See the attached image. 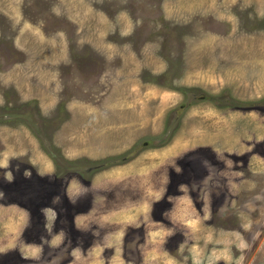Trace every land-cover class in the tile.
<instances>
[{"label": "rangeland", "instance_id": "374dc122", "mask_svg": "<svg viewBox=\"0 0 264 264\" xmlns=\"http://www.w3.org/2000/svg\"><path fill=\"white\" fill-rule=\"evenodd\" d=\"M140 1L0 0V60L12 43L15 61L26 54L7 73L0 64V108H14L0 115H15L0 120V264H40L44 230L60 231L48 244L58 248L72 217L82 234L107 219L109 185L133 189L143 161L156 163L139 141L157 135L159 165L204 145L221 158L249 154L242 176L256 180L237 214L210 204L222 221L204 245L160 264H264V0ZM118 197L135 203V191ZM130 211L120 219H139ZM197 226L184 225L190 238ZM112 240L55 263L105 264Z\"/></svg>", "mask_w": 264, "mask_h": 264}, {"label": "flooded vegetation", "instance_id": "af4514ba", "mask_svg": "<svg viewBox=\"0 0 264 264\" xmlns=\"http://www.w3.org/2000/svg\"><path fill=\"white\" fill-rule=\"evenodd\" d=\"M143 1L151 2L150 0H141L140 3ZM155 17L156 15H153V13L148 15L150 20ZM10 52L11 54L6 58L8 59L7 62L0 60V64L7 68L5 72V67L1 68L4 73L9 72L17 62L24 60L26 55L18 51L17 53L21 56V59L15 61L13 43ZM196 99L213 102L211 97L201 96ZM34 105L30 103L24 107L30 109L28 111H32L37 108ZM13 109L0 108V112ZM15 110L19 109L16 108ZM32 113L31 116L37 115L35 112ZM10 117H15V115H10L7 112L0 115V120L8 121L11 119ZM36 124L38 125V122ZM151 137V140L139 141L141 146L144 144L146 147L144 152L151 154L156 161L155 166H149L147 161H143L146 166L145 169L148 170L139 172L140 175L150 181L149 190H146V188L135 189L138 194V201L130 213L134 211L136 218L139 219H134L135 221L123 220L120 217L126 216L125 212L119 210L114 213L107 210V219L98 220V225H95L94 222L91 223V228L85 234H82L75 227L72 217L68 223L71 224V232L74 235L64 228L67 238H72L70 243H66L67 245L58 244V248L48 246L60 231L44 230L45 247L41 245L40 241L33 240L37 241L43 250L40 256V264H53L57 257L63 255L71 258V253L78 249H82L83 253L87 254L95 247L98 239H108L110 237H117L118 245H115V241L112 240L110 245L103 247L105 264H110L108 259L112 258L120 259V264H160L162 259L174 257L172 253L177 247L179 249V246L191 245L192 247L194 240L198 242V246L204 245L206 240L204 237L207 235V229L210 228L209 225H216L222 221L216 215L213 216V211L209 207L211 203L215 202V198L218 206L222 204L228 208L229 203L230 206L233 203L234 207L229 209V213L236 211L237 214L236 209L239 208L240 198L255 195V171L244 177L242 176L251 165H254L249 154L245 155L243 153L239 156L221 158L214 150L204 145H194L185 150V154L182 156L184 161L179 162V160H176L173 162L172 157H168L169 164L159 165V144L165 142V139L160 140L161 135ZM133 146L135 145H132L124 154L127 153L126 155L129 156L134 153ZM251 148L253 149L254 146H251ZM241 165H245V167H241ZM94 167L92 166V168ZM126 167L127 165L119 166L117 169ZM135 169L140 170L137 165ZM240 181L245 182V185L241 188ZM111 185H109V191L112 193L109 194L107 200L112 202L116 199V189L111 188ZM222 195L227 198H220ZM196 197L199 199V204L196 202ZM192 219L198 225L196 228L200 232L194 231L193 238H190V227L185 228L184 225L190 224ZM41 222L44 223V219ZM202 234H205V236ZM38 237L40 238V235ZM215 239L217 238L215 237Z\"/></svg>", "mask_w": 264, "mask_h": 264}, {"label": "crops", "instance_id": "0c3cea01", "mask_svg": "<svg viewBox=\"0 0 264 264\" xmlns=\"http://www.w3.org/2000/svg\"><path fill=\"white\" fill-rule=\"evenodd\" d=\"M21 34H23V33H21ZM20 35H19V37H20ZM110 92H111V90H110ZM114 121H116V120L114 119ZM135 122H136V120H135ZM111 123H114V122H111V119H109V120L106 121L105 124H108L109 125ZM122 123H125V121L122 120ZM131 146H129V148ZM134 180H138V182L136 184H134L133 189H130L129 187L128 188L121 187L122 188L121 189L119 186L118 187L115 186L116 183H112L111 188L116 189V193H115L116 199H115V201L109 202L110 204H109L107 210H111L112 212H117L119 210H120V212H125L127 210H133L134 209V207H135V205L137 204V201H138V199H137L138 198V194H137V192H136L135 189H139V188H146V190H149L150 189V181H148V179H146L144 176L140 175L139 173H136V177H135ZM145 184H147V185H145ZM128 190L129 191H135V203H133V204H127L125 202V200H124V202L120 203L121 201H120V199H119L118 196H122Z\"/></svg>", "mask_w": 264, "mask_h": 264}]
</instances>
